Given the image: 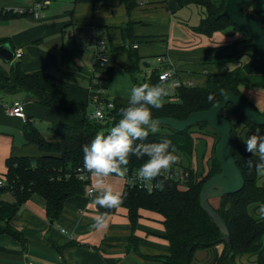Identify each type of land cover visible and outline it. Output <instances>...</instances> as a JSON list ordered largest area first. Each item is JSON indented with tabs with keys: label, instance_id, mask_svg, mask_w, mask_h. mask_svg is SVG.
<instances>
[{
	"label": "trees",
	"instance_id": "16d2710c",
	"mask_svg": "<svg viewBox=\"0 0 264 264\" xmlns=\"http://www.w3.org/2000/svg\"><path fill=\"white\" fill-rule=\"evenodd\" d=\"M140 1L120 0L127 14L139 6ZM258 1L253 0L252 3L244 4L243 10L246 5H256ZM178 3L180 7L194 5L200 9L201 18L196 25L190 26L192 31L211 36L214 32H222L232 27L240 31L245 38L241 36L227 44L202 49L205 55L202 56L201 63L221 65L225 68L224 71L209 73L205 86L181 83L172 92L168 81L160 80L158 77L162 69H155L148 76L143 74L141 58L135 49L131 48V44L127 48L129 66L125 68V72L131 77L132 86L148 83L161 84L166 88L162 106L159 109H152L153 118L185 119L193 112L210 109L222 100L226 91H231L256 110L244 98L240 87L264 89V55L250 46L251 39L245 32L220 15L224 10L225 0L220 7H217L213 0H178ZM263 23L264 18L262 26ZM130 31V23L121 28L123 37ZM111 74L112 68L108 67L105 78ZM0 90L27 94L43 106L72 113L78 117L73 125H53L50 131L56 137L55 140H46L28 120L23 123L24 146L34 145L40 154L9 156L5 160V172L0 174V179L4 180V186H0V234L16 235L17 232L10 225V221L32 194H37L45 200L46 218L54 222L69 198L85 192L88 181H80L74 174L75 168L83 166L82 146L89 143L98 131H109L119 119L120 110L124 106L113 100V108L107 110L106 117L101 120L95 119L91 112H88L87 103L53 100L51 95H62L64 90L53 83L49 73L44 70L24 73L17 64L10 70L8 76L0 73ZM171 93L175 100L169 96ZM106 100L110 101L108 98ZM220 114L231 125L232 155L244 180L240 191L215 197L218 201L216 206L210 204L208 200L227 226L230 244L225 241L219 228L199 205L202 185L209 177L220 171L215 149L214 157L209 161L211 152L209 151L207 155L206 144L204 150L200 151L198 148V143H206L205 137L214 135L218 136L219 140V135L215 131H211L212 134L200 135L197 131H192L193 128L208 127L205 122L194 124L181 132L174 131L166 125H159L157 133L149 132L142 141L153 143L167 138L173 146L170 150L185 157L190 164L194 159L193 167L175 164V167L187 173L184 183L158 176L155 180L156 186L151 192L136 186L123 185L122 200L119 204L112 207H100L97 204L103 217L113 213L118 207L125 208L132 227L137 221L139 209L160 214L163 217L166 240L170 248L169 255L162 258L163 264H193L195 254L200 250L214 251L211 264H236V256L242 254L254 255L256 264H264V211L256 213L258 208H264V182L258 183L264 177V172L258 171L255 166L259 161V153L245 151L243 143L248 136L257 131L264 133V125L251 123L230 103ZM146 159V156L138 158L130 154L128 170H137ZM250 160L253 162L251 166ZM5 194L10 195L12 200H4ZM131 241L134 242L133 239ZM218 245L222 246L219 253L215 250Z\"/></svg>",
	"mask_w": 264,
	"mask_h": 264
},
{
	"label": "crops",
	"instance_id": "0c3cea01",
	"mask_svg": "<svg viewBox=\"0 0 264 264\" xmlns=\"http://www.w3.org/2000/svg\"><path fill=\"white\" fill-rule=\"evenodd\" d=\"M40 1L0 0V45H8L13 53L10 61H4L0 56V62L10 63L16 59L24 73L37 70L49 73L53 83L64 90L62 95H51L53 100L77 104L89 101V79L95 63L89 35L93 33L104 42L105 48L106 44L111 49L116 48L112 50L111 59L107 58L112 74L105 81L111 79L118 61L125 72L129 66L127 48L132 44L136 46L131 48L141 58L145 75H150L155 69L169 67L176 80L198 87L205 86L209 73H220L225 69L221 65L202 64L201 58L205 55L202 49L239 38L227 31L214 32L208 36L210 42L206 43L201 34L190 29L199 21L189 24L187 19L176 16L181 9L191 7H180L178 0H141L129 14L120 0H45L46 4L36 11L35 6ZM24 7H27L25 12H16ZM254 8L263 19L264 0H259ZM128 23L131 31L123 37L121 28ZM16 51L20 52V57L15 56ZM157 57H162L164 62L159 64ZM13 67L7 69L0 64V73L8 76ZM108 96L106 94V98L113 101ZM15 100L22 102L26 120L46 140L56 139L50 131L53 125H73L78 119L72 113L61 116L38 108V113L47 115L48 122L42 127L32 119L38 117L32 114L37 102L33 97L0 90V120L8 119L9 123L20 125L13 131L10 128L0 131L6 147L0 154V162L4 159L0 174L5 172V160L9 156L40 154L36 146H24L23 120L4 110ZM2 125L10 127L8 123ZM17 130L20 144H14L13 134ZM94 182L91 176L89 184L92 186ZM88 185L83 194L64 203L60 216L54 222L46 218L45 200L32 194L10 221L16 235L0 234V264H163L162 258L170 253L163 217L156 212L139 209L132 227L127 210L118 207L104 216V225L98 228L96 220L101 213L95 202L97 196L87 195ZM114 191L122 192L123 186ZM3 199L12 200L8 194ZM215 250L219 253L222 246L218 245Z\"/></svg>",
	"mask_w": 264,
	"mask_h": 264
},
{
	"label": "clouds",
	"instance_id": "9594fccd",
	"mask_svg": "<svg viewBox=\"0 0 264 264\" xmlns=\"http://www.w3.org/2000/svg\"><path fill=\"white\" fill-rule=\"evenodd\" d=\"M165 94L166 88L161 84L133 85L127 106L120 110L119 119L110 130L98 131L89 143L82 146L83 168L95 177L92 186L98 191L95 202L100 207H112L121 202L122 193L114 191L106 177L113 173L124 177L128 172L130 154L138 158L147 157L135 173L136 178L144 183L151 182L179 160V156L170 150L173 146L167 138H162L160 142H142L149 132H158L159 121L153 118L152 109L162 106ZM243 143L245 151L259 153L255 166L258 171L264 172V133L257 131ZM252 163L250 160V166ZM103 225L104 217L101 215L96 220V226Z\"/></svg>",
	"mask_w": 264,
	"mask_h": 264
},
{
	"label": "water",
	"instance_id": "95a60500",
	"mask_svg": "<svg viewBox=\"0 0 264 264\" xmlns=\"http://www.w3.org/2000/svg\"><path fill=\"white\" fill-rule=\"evenodd\" d=\"M252 0H225L221 16H225L233 25L245 32L251 39L250 46L258 49L264 55V27L262 21L243 10V5ZM0 56L4 61H10L13 53L8 45H0ZM232 104L251 123L264 125V115L258 113L249 104L237 98L231 91H226L222 100L208 110L193 112L185 119L170 117L157 118L159 125H166L174 131L181 132L186 128L205 122L219 135L215 147V158L220 171L209 177L202 185L199 193V205L212 219L223 234L225 241L230 244V236L224 221L208 199L226 194H233L241 190L244 185L242 174L235 164L231 147V125L221 116L220 112L227 104Z\"/></svg>",
	"mask_w": 264,
	"mask_h": 264
},
{
	"label": "rangeland",
	"instance_id": "374dc122",
	"mask_svg": "<svg viewBox=\"0 0 264 264\" xmlns=\"http://www.w3.org/2000/svg\"><path fill=\"white\" fill-rule=\"evenodd\" d=\"M223 2H224V0H213V3L217 7H220L221 4L223 5ZM252 2H253V0L249 3H252ZM254 6H255L254 4L253 5H246L244 8V11L251 14L253 16V18H255V19L257 18V19L262 21V17L257 14ZM199 12H200L199 8H197L194 5H191V7L188 6L187 9L183 8L180 11H178L176 13V16L178 18H183V20L187 19L189 24H196L199 21V16H200ZM225 31L230 33L229 35H238L239 38L241 36H242V38H245L243 36V34H241L240 31H237L236 29H234L232 27H228ZM213 34H211V35H213ZM201 36L203 37V39L206 40V43L210 42L208 36H206L204 34H201ZM200 39L202 40V38H200ZM202 42H204V41H202ZM106 45H107V48H105L104 55L107 58L111 59L112 49L109 47V44H106ZM16 62H17V60L13 59L10 63L0 62V64L3 65V67H6L8 69L9 67H11L13 65L15 66ZM114 67H115V69H114V73H113L111 79L104 81V86L106 87V91H107L106 94H109L108 97L111 100H115L118 105L126 107L127 102H128V95H129L130 89L132 87V80H131L130 76L125 74L124 70L120 67L119 61H118V63L115 64ZM141 71H143V67H141ZM146 76H148V75H146ZM169 89L172 92L173 89H171L170 87H169ZM240 91H241L242 95L244 96V98L248 102H250L256 108V110L259 113H264V89L256 88V87H240ZM169 96L171 98H174L173 100H175V97L172 95V93ZM35 104H36V106L34 107L32 114H33V116L37 115L38 117H32V119L35 122H37L38 125H40L42 127H45V125L48 122L46 120L47 115L42 114V113H38L39 112L38 108H40V109L44 108L46 110H49V112L53 111L54 113L61 115V116H65L66 114H68L65 111H61V110H58L55 108L43 106V105L39 104L38 102H36ZM87 104H88V108H89L88 112H91L92 111L91 109H93L94 104L91 101H88ZM39 117H42V118H39ZM0 121H1L0 131H4V130L9 129V128H10V130L13 131V130H15V128H19V126H20V125H18L19 123H16V124L9 123L10 120H8V119H2ZM2 123H8V124H10V127L2 125ZM192 131H197V133H199V135H200L202 133L212 134L211 131H214V130L210 126H208V127L204 126V127L193 128ZM13 137H14L13 138L14 144H20L21 139H20V134H18V130L13 134ZM4 139L5 138H3L2 134L0 133V154H3L5 149H6L5 145L3 144ZM205 140H206L205 141L206 143H203V142H202V144L198 143L199 144L198 148L200 149V151H202L205 149V144H206V149H207L206 153H207V155H209V151L211 152V155H210L211 157H210L209 161H212V158L214 157L215 145L218 142V136L212 135L211 137H205ZM175 154H177L179 156V160L175 164L189 165L191 167L194 166L193 165L194 159L190 164L189 160H187L185 157L181 156L179 153H175ZM1 162H0L1 163L0 170H2L4 167V165H3L4 159H1ZM175 164L171 165L169 167V169L166 171H174L176 173L184 175L185 171H182L181 169H178V167H175ZM166 171H164L163 173H165ZM93 179H95V177H93ZM165 179H167V178H165ZM184 179H186V178L184 177ZM106 181L108 184H110L113 187V190H117L124 185V180L118 176H110L109 175L108 177H106ZM176 181H178V180H176ZM262 182H264V177L261 178L258 183H262ZM208 200L210 201V204H212L213 206L214 205L216 206L218 204V201L215 199V197H211ZM263 211H264V208H260V209L258 208L256 210V213H261ZM213 252L214 251H206V250L205 251L204 250L197 251L195 254L194 260H193V264H208V263H210V260L213 257ZM235 262H236V264H256V256L248 255V254L237 255L235 258Z\"/></svg>",
	"mask_w": 264,
	"mask_h": 264
},
{
	"label": "built area",
	"instance_id": "2783aa9c",
	"mask_svg": "<svg viewBox=\"0 0 264 264\" xmlns=\"http://www.w3.org/2000/svg\"><path fill=\"white\" fill-rule=\"evenodd\" d=\"M44 4H46L45 0H41L36 4L35 10L36 11L40 10L41 7L44 6ZM25 9H27V7L18 9L16 12L23 13L25 12ZM28 10L33 12L32 8H28ZM34 14L36 15V13ZM96 36H97L96 33L89 35L92 44L91 47H93L94 49L95 63H94L93 72L91 73L89 79L88 91H89V101H91L94 104L91 115L93 118L101 120L106 117L107 110L113 108V103L112 101L106 100V87L104 86V81H105L106 69L108 68V64H107L108 59L104 55V51H105L104 42L101 39H97ZM132 47L135 48L136 46L134 45ZM15 56L20 57V52L16 51ZM156 60L159 64H162L164 62V59L162 57H157ZM158 77L160 80H167L168 86L171 89H176L181 84L180 81L174 78V71L169 67L163 68L159 73ZM188 85H190V83H188ZM4 110L7 114L18 117L22 119L23 122L26 121V116L21 101L19 100L13 101L11 105L9 107H5ZM135 173L136 170H128V172L124 177L118 176L115 173L110 175L121 177L124 180V186L127 187L136 186L139 189H144L147 190L148 192H151L156 186L155 180L157 179L158 176L154 178L151 182L144 183L136 178ZM74 174L78 180L84 182L88 181L89 184L91 175L88 173L86 169L83 168V166H79L75 168ZM159 176H163L167 179H174V180H178L179 182H183L185 180L184 177L186 178L187 176V173L183 175L176 173L174 171H166L165 173H162ZM0 186H4V180L0 179ZM87 195L89 197H94L95 195L96 196L98 195V192L89 184L87 188ZM25 264H35V263L26 262Z\"/></svg>",
	"mask_w": 264,
	"mask_h": 264
}]
</instances>
